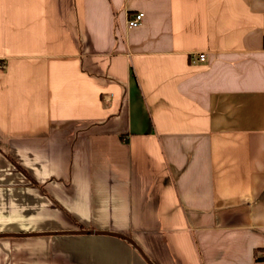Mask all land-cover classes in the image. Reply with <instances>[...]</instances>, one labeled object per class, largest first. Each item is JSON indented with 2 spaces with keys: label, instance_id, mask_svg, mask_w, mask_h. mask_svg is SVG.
Masks as SVG:
<instances>
[{
  "label": "crops",
  "instance_id": "crops-1",
  "mask_svg": "<svg viewBox=\"0 0 264 264\" xmlns=\"http://www.w3.org/2000/svg\"><path fill=\"white\" fill-rule=\"evenodd\" d=\"M136 247L264 264V0H0V264Z\"/></svg>",
  "mask_w": 264,
  "mask_h": 264
},
{
  "label": "built area",
  "instance_id": "built-area-1",
  "mask_svg": "<svg viewBox=\"0 0 264 264\" xmlns=\"http://www.w3.org/2000/svg\"><path fill=\"white\" fill-rule=\"evenodd\" d=\"M143 18V14L140 12V13H136L134 16H132L129 20H127V28H135L137 26L140 25V22ZM191 56V60L193 62H203L205 61V55L202 54V53H198V54H190Z\"/></svg>",
  "mask_w": 264,
  "mask_h": 264
},
{
  "label": "water",
  "instance_id": "water-1",
  "mask_svg": "<svg viewBox=\"0 0 264 264\" xmlns=\"http://www.w3.org/2000/svg\"><path fill=\"white\" fill-rule=\"evenodd\" d=\"M83 233H94L93 231H82ZM104 233V232H103ZM123 239H125L128 243H130L131 245H134L133 243L130 242L129 239H127L126 237H122ZM135 246V245H134ZM137 248V247H136ZM138 250V248H137ZM139 251V250H138ZM139 253L141 254V252L139 251ZM141 256L145 259V261L148 263V264H152L151 261H149L146 257H144L142 254Z\"/></svg>",
  "mask_w": 264,
  "mask_h": 264
}]
</instances>
